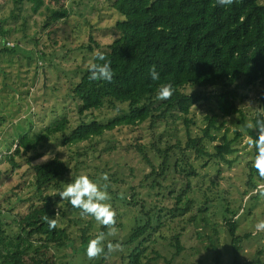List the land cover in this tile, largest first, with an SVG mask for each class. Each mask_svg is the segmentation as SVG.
<instances>
[{
	"label": "rangeland",
	"instance_id": "rangeland-1",
	"mask_svg": "<svg viewBox=\"0 0 264 264\" xmlns=\"http://www.w3.org/2000/svg\"><path fill=\"white\" fill-rule=\"evenodd\" d=\"M112 2L65 0L70 16L44 27L45 15L32 14L28 5H25L18 20H11L10 0H0V26L10 34L4 38L0 35V49L4 39H8L11 45L19 44L14 54H0V221L11 225L7 228L8 232L17 233L12 222L41 203L32 186L33 166L58 157L68 165L69 172L60 182L43 190L44 196L60 201L65 217L59 220V225L67 230L71 239L66 249L54 251L57 264H125L124 258L134 248L124 246L123 252L113 253L107 258L87 259V244L83 245V238H87V242L94 238L102 231V225L91 217L82 218L78 209H73L68 201H62L59 196L66 184L81 174L88 175L101 185L108 183L111 203L118 213V234L110 238L114 243L118 240L124 242L136 223L145 221L144 212L155 206L162 208L161 220L158 222L153 217L152 237L146 244L149 258L156 257L152 251L159 255L150 264H216L215 252H219L221 264L233 263L232 245L220 214L214 210L216 205H213L214 208L204 222L200 218L196 222L192 221L196 210L203 204L204 191L209 195L216 193L225 196L229 193L227 200L234 209H240L236 216L239 225L237 233L242 237L236 250L237 263L264 264V231L257 232L255 228L257 221L264 219V199L258 195L242 197L255 150L244 142L247 133L240 126V118L237 116L219 117L217 125L224 123V128L220 132H213L218 138L217 143L222 141L224 135L232 140L235 131L242 133L235 143L238 153L228 158L234 160L231 167L214 164L208 159L197 160L192 152L184 150L186 129L183 118L176 111L169 112L164 122L157 123L153 128L149 127L148 122L135 128H120L76 146H63L62 138H52L38 148L37 154L27 153L22 158H16L15 169L6 159L22 135L34 138L63 118H67L70 123L65 132L68 135L82 121L88 123L91 120L88 114L83 117L78 115L77 103L72 101L69 93L90 66L89 61L94 54L107 53L108 46L118 37L115 23L122 18L111 8ZM260 2L264 5V0ZM37 51L43 53V59H39ZM263 90L261 84L249 88L238 86L229 90L235 97L236 106L247 117L248 127L251 125L250 119L257 114L264 115V104L260 102ZM194 91L197 90L187 89L186 92ZM160 102L154 103V107ZM117 108L119 111L106 105L101 112L93 113V116L98 122L108 123L127 114L123 107ZM212 111L213 107L205 104L192 110L189 116L192 120V135L202 136L200 129L206 127L205 118ZM138 145L143 146L147 158L154 166L160 163L155 151L157 147L161 151L169 149L171 155H174L171 165L177 157L183 155L181 159L184 164H176L179 165L178 171H183L185 175L190 176L187 161L196 169L199 177L189 180L191 192L188 199L195 201L191 212L182 218H174L170 212L173 196L186 189L185 178L173 169L168 170L167 176L161 181L162 189L150 190L146 185L141 186V183L145 184L144 179L151 170L138 154ZM45 155L48 156L43 161ZM104 174L109 177L107 182L102 179ZM254 180L257 184L264 183L256 175ZM142 204L145 207L143 212ZM213 212L218 216H213ZM248 234L249 238H243ZM175 238L182 247L179 254L175 248Z\"/></svg>",
	"mask_w": 264,
	"mask_h": 264
},
{
	"label": "trees",
	"instance_id": "trees-1",
	"mask_svg": "<svg viewBox=\"0 0 264 264\" xmlns=\"http://www.w3.org/2000/svg\"><path fill=\"white\" fill-rule=\"evenodd\" d=\"M10 3L12 9L9 18L14 21L19 19L25 5L32 14L45 15L44 27L70 16L65 0H10ZM111 8L122 18L115 23L118 37L108 46V52L103 53L111 61L113 81L89 80V66L69 93L72 101L77 103L78 115L83 117L88 114L91 120L88 123L82 121L68 135L65 132L70 123L63 118L34 138L20 136L14 151L6 157L12 167L17 168L16 158H22L27 153L37 154L38 148L52 138H62L63 146H76L120 128H135L146 122L153 128L157 123L164 122L171 111H176L183 118L187 134L185 151L192 152L197 160L208 159L214 164L231 167L234 160L228 158L238 153L235 143L242 133L235 131L232 140L224 135L222 141L217 143L218 138L213 132H220L224 128V123L217 125L219 117L237 116L243 131L255 138V122L264 119V115L257 114L250 119L252 127H248L247 117L236 106L235 97L229 92L238 86H264V5L260 0H235L230 6H219L216 0H113ZM0 35L3 38L10 36L2 26ZM9 42L8 39L2 40L0 54H14L19 49V44L8 46ZM37 53L40 54L39 59H43V53ZM153 65L160 73L158 81H153L149 75ZM166 83L173 85L174 95L154 107V103L159 101L156 99L157 92ZM187 89L197 91L187 93ZM260 102L264 104V90ZM201 104L211 105L213 111L205 118L206 127L200 129L202 136L192 135L189 116ZM106 105L112 110L123 107L127 114L108 123L98 122L93 113L101 112ZM155 151L160 158L158 166L147 158L143 146L138 145V154L151 170L141 186L146 185L150 190L162 189L161 181L170 169L185 178L186 189L173 196V208L170 209L174 218H182L194 207L195 201L188 199L191 192L189 180L198 178L199 174L187 159L190 176L178 171V164H184L181 159L183 155L171 165L174 155L169 149L161 151L156 147ZM33 172L32 186L41 203L12 222L17 229L15 234L7 231L11 225L0 221V264H57L54 251L66 249L71 243L67 230L59 225V220L65 217L60 201L43 195L45 188L57 184L68 174V165L54 157L33 166ZM254 175L258 176L251 167L242 197L248 196L257 186ZM1 176L0 171V179ZM227 195L229 193L225 196L216 193L209 195L204 191L203 204L196 210L192 221L200 218L204 222L215 204L214 210L220 214L232 245V264H238L236 250L242 237L237 233L239 225L236 216L240 209L232 207ZM144 210L142 204L141 212ZM56 212L59 213L57 217ZM161 212L162 208L158 206L144 212L145 221L136 223V227L130 231L123 245L134 248L124 258L125 264H150L159 257L152 251L156 257L149 258L146 244L152 237L153 217L159 222ZM213 213V216L217 215ZM45 215L57 219L56 229L49 230L43 219ZM102 231L106 232L107 229L102 226ZM249 237L250 234L243 238ZM87 240L83 238V245L87 244ZM175 240L179 254L182 247L178 239ZM215 254L216 264H221L219 252Z\"/></svg>",
	"mask_w": 264,
	"mask_h": 264
},
{
	"label": "clouds",
	"instance_id": "clouds-1",
	"mask_svg": "<svg viewBox=\"0 0 264 264\" xmlns=\"http://www.w3.org/2000/svg\"><path fill=\"white\" fill-rule=\"evenodd\" d=\"M235 0H216L219 6H230ZM89 80L105 81L111 83L114 78V72L111 67V61L107 60L103 53L96 52L93 60L89 61ZM149 75L153 81L160 79V73L153 65L149 71ZM174 95V87L171 83L162 84L157 92L156 99L167 101ZM252 127V125H249ZM256 136H245L244 142L250 149L255 150V156L252 167L258 176L264 180V119H258L255 122ZM48 155L42 157L45 161ZM104 181H108L107 174L102 176ZM108 183L103 185L95 182L86 174L77 176L73 181L66 184L64 189L59 192L62 201H68L73 209H78L82 218L91 217L96 223L102 225L107 231H100L94 238L87 242L85 255L88 260H98L107 258L116 252H123L124 245L122 241L113 242L110 238H115L118 234L117 210L113 207L112 197L109 193ZM249 195H258L264 199V183L257 186L249 193ZM56 212L55 217L58 216ZM45 215L44 221L47 223L49 230H54L58 226L56 218ZM256 231H264V219L258 220L255 225Z\"/></svg>",
	"mask_w": 264,
	"mask_h": 264
},
{
	"label": "built area",
	"instance_id": "built-area-1",
	"mask_svg": "<svg viewBox=\"0 0 264 264\" xmlns=\"http://www.w3.org/2000/svg\"><path fill=\"white\" fill-rule=\"evenodd\" d=\"M8 46H12L11 44H8Z\"/></svg>",
	"mask_w": 264,
	"mask_h": 264
}]
</instances>
